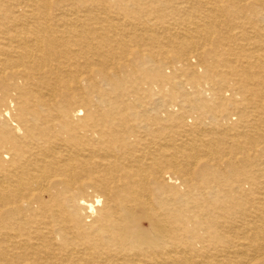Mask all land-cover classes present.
Returning <instances> with one entry per match:
<instances>
[{
    "label": "bare ground",
    "instance_id": "6f19581e",
    "mask_svg": "<svg viewBox=\"0 0 264 264\" xmlns=\"http://www.w3.org/2000/svg\"><path fill=\"white\" fill-rule=\"evenodd\" d=\"M0 264H264V0H0Z\"/></svg>",
    "mask_w": 264,
    "mask_h": 264
},
{
    "label": "rangeland",
    "instance_id": "374dc122",
    "mask_svg": "<svg viewBox=\"0 0 264 264\" xmlns=\"http://www.w3.org/2000/svg\"><path fill=\"white\" fill-rule=\"evenodd\" d=\"M190 64H192V65H194L197 69H198V67H200V64H202V61L200 60V59H198L197 57H195V56H193L192 54L190 55ZM166 67V66H165ZM201 69V68H200ZM165 71L167 72V73H169V71L171 72V69L170 68H168V67H166V69H165ZM199 71V70H198ZM206 88V87H205ZM166 89H167V87H166ZM224 94H225V96H229V94H230V92L229 91H227L226 89H224ZM237 115L236 114H232L231 115V120L232 121H234L235 119V117H236ZM241 235V236H240ZM243 234H238V236H240L241 237V239H239L241 242H245V239L243 238V241H242V236ZM239 237V238H240ZM238 240V241H239ZM249 252V254H250V256H252L251 254H253V253H251L250 251H248ZM253 252V251H252Z\"/></svg>",
    "mask_w": 264,
    "mask_h": 264
}]
</instances>
